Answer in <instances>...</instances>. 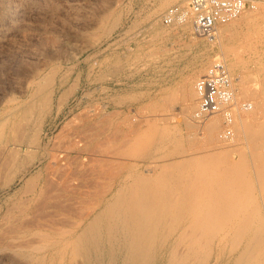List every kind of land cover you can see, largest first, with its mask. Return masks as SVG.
<instances>
[{
  "label": "rangeland",
  "instance_id": "obj_1",
  "mask_svg": "<svg viewBox=\"0 0 264 264\" xmlns=\"http://www.w3.org/2000/svg\"><path fill=\"white\" fill-rule=\"evenodd\" d=\"M183 1L0 0V166L10 161L1 183L17 169L15 185L0 192V216L12 201L24 203V187H32L26 178L36 177L30 183L35 185L47 175L48 186L59 184L51 169L55 153L58 165L68 167L70 182L66 195L45 203L50 206L43 211L26 216L17 204V227L30 221L25 225L33 230L17 247L0 250V264H90L84 258L89 245L75 241L77 221H83L81 230L93 219L114 221L138 186L151 188L149 196L144 188L136 190L141 202L152 194L151 201L167 210H182L190 202L204 210L217 194L208 184L187 180L200 169L237 165L231 176L239 185L240 208L264 212V0L221 25L214 39L196 34L191 23L162 24L160 15ZM218 60L238 78L240 97L253 104L240 115L249 119L247 135L238 115L239 129L234 126L230 141L219 138L221 114L212 116L220 123L211 141L205 129L211 117L197 114L196 82ZM54 186L49 193L57 192Z\"/></svg>",
  "mask_w": 264,
  "mask_h": 264
},
{
  "label": "bare ground",
  "instance_id": "obj_2",
  "mask_svg": "<svg viewBox=\"0 0 264 264\" xmlns=\"http://www.w3.org/2000/svg\"><path fill=\"white\" fill-rule=\"evenodd\" d=\"M48 84H50V82H48ZM55 90L56 89L54 88L51 93L55 94ZM39 91H41V90H39ZM249 95H251V94H249ZM45 101H46V99H45ZM47 104H48V102H47ZM38 110H39V108H38ZM243 113H245V112H243ZM243 113L239 114V116L242 115ZM247 113H248V111H247ZM210 119L207 120L209 122L205 123V125L207 124V126H206V128L205 127L204 128L207 130L206 138L208 136L209 140L211 141L214 137L215 130L219 127L220 121L216 117L213 119L211 117ZM239 119H241L240 120L241 121V129L243 131L242 134L245 133L247 135V133H248L247 128H250L249 124H248L249 119L247 117H244V118L241 117ZM254 119H255V117H254ZM203 120H205V119H203ZM103 121H104V119H103ZM120 122H122V119ZM236 123H237V121H236ZM87 126H88V124H87ZM236 127H237V125L235 126V128ZM23 129H25V128H23ZM19 130H20V128H19ZM23 131L24 130H21V132H23ZM18 134H19V132H18ZM20 134H19V138H21L23 136V134H22V136ZM33 134H35V132ZM254 134H255V132H254ZM238 136H239L238 138H240V135H238ZM17 137H18V135H17ZM5 140H7V139H5ZM100 142H101V140H100ZM106 143L107 142H105V144ZM259 144H261V143H259ZM33 145H34V143H33ZM69 149H71V148H69ZM256 149H258V146L256 147ZM3 150L5 151V149H3ZM117 150H119V149H117ZM11 151L13 152L14 150L12 149ZM5 152H4V154H6ZM250 152H251V150H250ZM12 154H14V153H12ZM12 154H11V158H12ZM54 155H55V157L53 159L54 162L52 161L53 162L52 164L54 166H52L51 169H52V175H54V176L58 175L59 176L58 178H60L59 184H56L57 187L58 186L59 187L58 188L56 187L57 189H54L57 192H55L53 194L51 192L49 193V190L53 188V187H51V185L54 186V184H51V185L49 184V186L51 188L48 186V183L50 182V180L48 178H45V177H47V175L45 174L46 169L44 170L45 171L44 175H46V176L44 177L43 175H41L40 177H38L37 183L35 185L33 183L34 186L31 185L30 183H32L31 181H34V179L36 177L35 176H34L35 178L31 177L33 180L26 178L27 180L25 179V181L29 182L28 183L29 186H32L31 188H26L27 185H25L26 187H24V188H25V190L27 189L26 190L27 193L25 191L22 192V194L26 193V196H25L24 203L21 202L23 204V208L22 209L20 208V209L22 210L21 212L23 214H26V216H27L28 212L30 213V211H34V210H39V212L43 211L40 209H44L45 206H43V205H46L48 203V201H50L52 199L56 200L57 198L61 197L62 195H66L65 192H67L68 187L70 186V182L68 179L69 170H67L68 167L66 165L65 166L67 168L64 165H60L61 166L60 167L58 165L59 161H60V159L58 157H60V156H56V153ZM0 156H1V154H0ZM8 156H10V155H8ZM8 156L6 158H8ZM51 157H53V156H50V161L52 159ZM109 157H110V154H109ZM120 157H121V155H120ZM6 160H9V159H6ZM32 160H33V158H32ZM96 160H99V159H96ZM9 162L5 161L6 164H8ZM111 162H113V161H111ZM5 163H3V164H5ZM6 164L3 166H0V176H2L4 174L3 173V167L6 166ZM78 165L80 166V164H78ZM220 166H219V168H220ZM10 167H12V165H10ZM28 167H30V166H28ZM44 167L45 166H43V168ZM261 168L263 169V167H261ZM4 169H6V168H4ZM237 169H238V166L233 164V165H230L224 169L220 168V170H218V169H214V170L213 169H211V170L210 169L209 170L202 169L201 170L200 169L197 172H191V173H189V175H187L188 176L187 180L197 179L196 183L201 182L204 184H208V186L211 187V192H213L214 194H217V198L214 201H212L211 206L207 207L204 210L193 209L190 206L191 202L189 204H185V207L182 210H177V211L167 210V209L162 208L161 207L162 205L160 206L156 202L151 201L155 198L154 196H153L154 198L152 197L151 193H150L151 194L150 195V197H151L150 201L147 198L148 202H145V201L141 202L143 199H141L140 196L138 197L136 194V192H137L136 190H138V189L133 188L132 191L130 189V191L132 192V195L130 192L131 197L129 199L127 198L128 200L126 199L127 202L122 206V208L119 207L120 208L119 209L117 207V205L116 206L114 205V207L118 208V210H116L117 208L115 209L117 211V212L116 211L115 212H116L117 217H119V221H118V222H120L119 224L116 222V215L114 217L115 220L114 219L113 220L117 224L114 221H112V222H110L111 220L108 221L107 218H106L107 221L106 220L105 221L104 220L99 221L97 219L96 220L93 219L92 221L89 222L88 225H86L87 226L86 228L84 226L85 229H82L83 230L82 231L81 226L83 225V221L82 222H81V220L77 221L76 224L78 226L77 227L78 237L75 241L78 244L83 242V243H87L89 245V247L87 248L86 254L84 255V258L90 264H264V212L257 211V210H249V211L245 210V211H243V209L240 208V205L242 204V199L240 198L241 196L238 198L235 195L236 191L239 189V187H238L239 185H235L234 182H232V176H231V172L233 173V171H235ZM105 170H106V168H105ZM19 171H21V169ZM47 171H49V167H48ZM118 171H116V172H118ZM39 173H40V171H39ZM47 173L49 175V172H47ZM255 173H257V171ZM23 175H24V173H23ZM111 177H109V178H111ZM49 178H50V176H49ZM70 178H71V176H70ZM105 178H107V177H105ZM16 179H17V169L11 170L7 179L3 183H1L2 179H0L1 180L0 181V192L9 190L13 185H15ZM163 179L166 180V178H163ZM91 182H92V180H91ZM261 182H263V181L260 180V182H258V183H261ZM55 183H57V182H55ZM140 183H141V185L144 184L143 181ZM140 183H138V184H140ZM90 184H92V183H90ZM96 184H97V182H96ZM81 186H82V184H81ZM142 186H138L139 192H140V189H143V188H144L143 190L145 191V189L147 187L146 185H145V187H142ZM48 187L50 189H48ZM90 187H91V185H90ZM140 187H142V188H140ZM113 188H114V186H113ZM149 188L146 189L148 191V196H149V190L151 189V188L150 189ZM144 191H143V193H147ZM154 193L156 196V191H154ZM213 193H211V194H213ZM128 194H129V192H128ZM185 194H186V192H185ZM185 194H183V195H185ZM97 195H99V194H97ZM175 195H177V194H175ZM190 195H193V194H190ZM20 196H21V194H20ZM146 196H147V194H146ZM155 200L157 201V199H155ZM158 200H160V199H158ZM183 200H185V199H183ZM60 201L62 202V198L60 199ZM96 201H97V199H96ZM238 201H239V203L237 204ZM13 202H15V201H12V206L9 205L11 207L5 209L6 211L4 213H2V215L0 216V250H2V248L7 247V246L11 247V248L17 247V243H18L17 240H20V241L22 240L25 242L26 240H28V237H29L31 231L33 230L30 226H26V225H29L30 221L25 222L24 224H21L23 221V220H21V222H19L21 224V225H19L20 227H17L18 226V223H17L18 222V220H17V216H18L17 215V204L21 205V203L18 202L17 204L14 205ZM160 202H161V200H160ZM261 203H263V202H261ZM72 204H74V203H71L70 205H72ZM53 205H55V204L53 203ZM68 205H67V208H68ZM47 206L49 207L50 205L48 204V205H46V207ZM109 206H112V205L110 204ZM159 206H160V208H159ZM60 207H61V205H60ZM94 207H92V209H94ZM262 207H264L263 204H262ZM86 208H87V206H86ZM64 209L62 208V210H64ZM72 210H70V211H72ZM46 211H48V210H46ZM50 212H51L50 214H52V215L55 214L54 212L52 213V211H50ZM46 213H49V212H46ZM46 213H45V215H46ZM88 214H87V216H88ZM19 215H20V213H19ZM28 216H29V214H28ZM80 216H82V215L80 214ZM84 216L85 215H83L82 217L85 218ZM31 217L33 218L34 215ZM27 218H29V217H27ZM110 218L112 219V217H110ZM29 219H31V218H29ZM63 219H65V218L63 217ZM26 221H28V219ZM26 223H28V224H26ZM32 223H33V221H32ZM35 223H36V220H35ZM76 224H74V225H76ZM46 225H48V224H46ZM57 225H58V223H57ZM48 226H50V225H48ZM102 227H104V228L107 227L108 231L103 232L101 230ZM115 228H116V230H115ZM72 230H73V228H72ZM62 231H65V230H62ZM74 231H76V230H74ZM43 235H44V233H43ZM44 236L47 237L46 234ZM44 236H43V238H44ZM27 242H30V241H27ZM27 246H30V245H27ZM4 249H3V251H5Z\"/></svg>",
  "mask_w": 264,
  "mask_h": 264
},
{
  "label": "built area",
  "instance_id": "obj_3",
  "mask_svg": "<svg viewBox=\"0 0 264 264\" xmlns=\"http://www.w3.org/2000/svg\"><path fill=\"white\" fill-rule=\"evenodd\" d=\"M263 0H185L169 6L161 15L164 25L191 23L198 35L215 38L221 25L238 18L247 9H258ZM238 78L223 60L213 63L196 82L199 101L198 116L207 119L223 116L222 141L234 138L236 118L253 108L251 101L239 95Z\"/></svg>",
  "mask_w": 264,
  "mask_h": 264
}]
</instances>
